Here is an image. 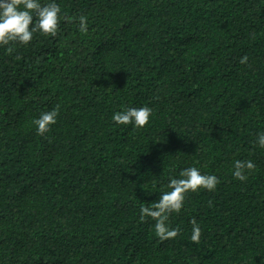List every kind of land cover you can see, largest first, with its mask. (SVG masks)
Here are the masks:
<instances>
[{"label": "trees", "instance_id": "1", "mask_svg": "<svg viewBox=\"0 0 264 264\" xmlns=\"http://www.w3.org/2000/svg\"><path fill=\"white\" fill-rule=\"evenodd\" d=\"M57 3L55 37L0 48V264H264V0ZM143 106L142 129L111 120ZM238 159L256 165L243 182ZM191 166L221 182L161 240L140 205Z\"/></svg>", "mask_w": 264, "mask_h": 264}, {"label": "clouds", "instance_id": "2", "mask_svg": "<svg viewBox=\"0 0 264 264\" xmlns=\"http://www.w3.org/2000/svg\"><path fill=\"white\" fill-rule=\"evenodd\" d=\"M65 19L57 0H0V48L12 54L17 45L28 46L37 34L55 37L60 30L61 20ZM81 33L88 31V19L81 14L75 18ZM19 58V57H17ZM245 56L240 63H247ZM153 109L143 107H123L113 112L111 120L116 125H131L142 129L150 124ZM60 106L42 111L33 120L38 135L44 136L58 122ZM254 143L264 149V131L258 132ZM251 160H235L232 175L243 182L255 170ZM215 174L202 173L196 166L182 168L177 176L168 179L166 187L159 192V199L151 206L140 205V219H151L157 237L161 240L174 239L180 234L178 227H172L170 217L179 214L185 207L187 195L201 190L215 191L220 184ZM155 186V184H154ZM190 240L199 243L202 235L201 225L195 218L191 221Z\"/></svg>", "mask_w": 264, "mask_h": 264}]
</instances>
